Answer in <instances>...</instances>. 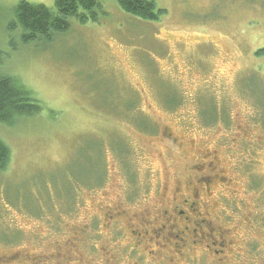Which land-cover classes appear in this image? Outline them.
<instances>
[{"label": "rangeland", "instance_id": "374dc122", "mask_svg": "<svg viewBox=\"0 0 264 264\" xmlns=\"http://www.w3.org/2000/svg\"><path fill=\"white\" fill-rule=\"evenodd\" d=\"M22 1L54 5L0 0V76L42 106L0 123V264H264V0H150L156 22L99 0L98 23L28 45L9 35ZM204 162L237 193L196 197ZM184 200L221 236L171 250L161 218Z\"/></svg>", "mask_w": 264, "mask_h": 264}, {"label": "trees", "instance_id": "16d2710c", "mask_svg": "<svg viewBox=\"0 0 264 264\" xmlns=\"http://www.w3.org/2000/svg\"><path fill=\"white\" fill-rule=\"evenodd\" d=\"M120 9L135 18L143 21L156 22L164 14L150 0H115ZM103 13L99 0H54L53 7L35 5L26 1L20 2L14 10V19L10 21L12 36L19 32V42L23 45L38 41H51L59 33L70 27V20L80 24L98 23L99 14ZM14 41V39H13ZM12 44H14L12 42ZM264 54V49L257 55ZM254 83V80H253ZM260 111V122L264 124V104ZM42 110L30 90L20 81L10 77L0 76V123L13 125L18 117L33 116ZM11 152L0 139V170L6 171L10 163Z\"/></svg>", "mask_w": 264, "mask_h": 264}, {"label": "flooded vegetation", "instance_id": "af4514ba", "mask_svg": "<svg viewBox=\"0 0 264 264\" xmlns=\"http://www.w3.org/2000/svg\"><path fill=\"white\" fill-rule=\"evenodd\" d=\"M251 136H246L244 137L245 141L247 142H251L253 139H251ZM261 141L259 140L258 142H262L264 143V137L260 138ZM262 148H264V145L261 146ZM214 158L216 159L217 163H218V168L220 164V160L218 156H214ZM207 160V159H205ZM206 168L209 170L210 173H212V175H206L204 176V180H202V178L198 181V183H200L201 190L204 191L202 192V194L198 193L195 194L196 197H201L203 196V194L205 193L207 195V198H211V194L210 196H208L209 191H208V187L212 185V181L218 180L220 181L221 186H225L227 189L229 188L228 191H231L233 194L237 193L236 191H234L232 189V187H234V181H233V185L230 187V184H224L225 181L227 180L226 176H221L220 174H218L219 171H215V169H217L215 166H213V164L209 163L207 164V162H204ZM235 169V168H234ZM220 170V169H219ZM204 172L206 170H203ZM242 171V168H241ZM214 178V179H213ZM224 180V181H223ZM243 196L245 198V200L247 201L248 198L246 196L245 193H243ZM241 202L244 203V207L248 208V204L245 203L244 200H241ZM183 204L185 205L187 211L185 210H180L177 211L176 213H170V214H164L161 218V223H163L162 227H161V231L158 234V237L156 240L158 243L163 242V239H166L170 242V240L172 238H175L176 242L173 245V249L171 250H188V246H199L200 244H207V241L209 237L211 238H215L216 236L220 235L221 233L220 230H217L216 232H214V230H210L211 233H207L206 229L208 228V226L206 225V219L201 218L199 213H196V206H197V202L194 201H190V200H184ZM213 204L216 205L217 202L213 201ZM204 208L210 207L212 204L211 202L206 203L205 201H203L202 203ZM198 209V208H197ZM189 213V214H188ZM252 218L253 216L250 215ZM249 223V226H248ZM254 221L251 220V218H249V220L245 221L241 226L242 228L246 231V232H251L254 228L253 226ZM259 228H264V215L259 217ZM178 227L181 228V230H179L177 228L178 231L174 232V228ZM215 236V234H217ZM164 234H167L164 235ZM140 235V234H139ZM141 236V235H140ZM240 240V239H239ZM241 241V240H240ZM168 242V244L170 245V243ZM243 242V241H242ZM246 244V247H250L251 244L250 243H244ZM172 246V245H171ZM213 247H216V243H213L212 245ZM210 244L208 246L205 247V250L208 249H212L215 250ZM220 246V245H219ZM166 248V249H170ZM165 248L163 250H166Z\"/></svg>", "mask_w": 264, "mask_h": 264}]
</instances>
